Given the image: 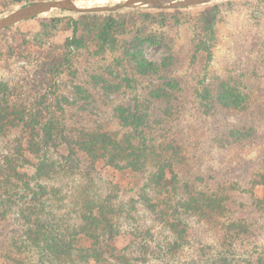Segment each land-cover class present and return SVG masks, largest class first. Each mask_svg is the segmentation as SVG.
Returning <instances> with one entry per match:
<instances>
[{
	"label": "trees",
	"instance_id": "16d2710c",
	"mask_svg": "<svg viewBox=\"0 0 264 264\" xmlns=\"http://www.w3.org/2000/svg\"><path fill=\"white\" fill-rule=\"evenodd\" d=\"M9 1L18 4L35 0ZM135 14L143 22H138ZM166 16L164 10L81 13L80 19L72 23V38L65 45L79 46L86 38L117 45L119 36L135 27L140 31L125 40V44L151 40L155 34L147 31L149 20L160 17L164 22ZM213 18L212 11L203 12L200 18L203 34L212 31ZM40 26V33L46 35V23ZM204 41L197 43L195 57H202L204 49L208 51ZM126 55L129 68L136 63L135 70L142 75L138 77L146 78L148 85L142 102L135 98L133 105L127 101L117 107L121 123L128 128L122 135L99 126L80 128L73 134L49 110L53 94L50 84L47 92L35 94L30 110L25 97L13 94L8 81H0V134L6 138L7 147L14 144L10 152L0 157V264H145L160 258L165 249L157 243L153 245L154 241L139 244L136 253L131 246H116L115 239L120 234L116 215L130 206L118 200L113 191L104 194L95 186L90 189L93 181L88 175L100 161L131 179L132 186L116 184V188L123 194H135L158 221L172 230L174 239L167 246L168 255L181 249L189 233L182 217L188 219L198 214L199 218L219 222L216 236L208 245L214 250L210 264H264V101L245 90L243 79L212 76L206 80V76H198L201 84L195 89L204 108L203 115L195 123L183 126L180 132L174 130L169 137L162 136V126L169 128L173 113L181 117L180 109L188 98L187 81L184 77L176 78L170 86L172 78L161 74L171 64L170 57L156 63L144 58L142 52ZM54 56L50 69L56 72L63 63ZM68 59L62 58L65 63ZM133 77L139 81L137 76ZM259 77L256 88L261 90L264 76ZM173 98L178 106H174ZM59 103L57 99L56 106L62 110ZM206 118H210L209 127ZM184 121L188 119L184 117ZM204 125L202 133L208 132V138L218 146L219 164L223 161L226 166L222 164L223 168L220 165L218 169L204 166L207 172L199 177L205 178V183L214 180V184L206 189H193L188 180L182 181L178 175L186 177L191 167L185 169L176 153L189 131L193 129L196 133ZM258 142L260 154L255 160L245 151ZM169 150L172 153L167 157ZM22 151L33 153L35 160L24 158ZM231 152L233 158L224 161ZM172 162L182 172L175 173ZM59 168L87 180V185L83 181L78 183L72 199L58 186L47 184ZM140 180L143 185H139ZM258 185L263 186L262 196L255 194ZM172 193L178 196L173 199ZM64 201L69 206L63 207ZM190 261L194 262L189 264H203L197 259Z\"/></svg>",
	"mask_w": 264,
	"mask_h": 264
},
{
	"label": "rangeland",
	"instance_id": "374dc122",
	"mask_svg": "<svg viewBox=\"0 0 264 264\" xmlns=\"http://www.w3.org/2000/svg\"><path fill=\"white\" fill-rule=\"evenodd\" d=\"M89 1L80 6L112 4L124 0ZM25 4L27 3L12 4L9 0H0V17ZM138 10L141 12L164 10L167 16L164 22L160 21V17L149 20L151 22L147 24V31L152 30L155 34L151 40L132 42L130 45L125 44L124 41L134 36L136 31L139 32V27L138 30L135 27L131 32L120 35L117 45L90 38L80 41L79 46L65 45L66 40L72 38L71 25L75 20L80 19L81 13L62 9H52L1 29L0 81H8L11 90L15 91L12 93L25 97L27 100L25 103L29 107L35 94L47 92V89L49 90L47 85L50 84L53 94L50 95L51 98L49 97V110L57 119L65 122L68 130H72L73 134L77 129H92L94 126L103 127L105 131H118V135H122L121 133L128 129L121 123L116 112L117 107L127 101L133 105L135 98L141 101L148 81L146 78L138 77L142 75L137 74L136 63L133 64L134 68H131L133 66L129 68L127 52H142L144 58L156 63L169 60L170 57L171 64L167 65L166 72L161 74L172 78L169 81L170 86L174 85L173 81L177 80L176 78L184 77L187 81L185 85L188 98L184 108L180 109L183 114L181 113L179 118L173 113L169 128L166 125L162 126V136L166 134L169 137L174 130L176 133L180 132L183 126L195 123L203 115L204 108L197 99L198 92L195 89L199 83L201 84V78L198 76H206V80L211 79L212 76L243 79L247 85L245 90L253 92L264 101V84L261 85V90L256 88L259 76H264V0H210L203 4L165 9L133 6L111 12L122 14ZM206 10L212 11L214 18L212 31L203 34L200 29V18ZM107 12L109 11L93 13L107 14ZM135 18L138 22H143L140 15L135 14ZM42 22L46 23V35L40 33ZM200 40H205L208 51L204 49L202 57H195L194 49ZM53 55H55L54 59H60L63 63L61 67L58 66L56 72L50 69ZM65 56L69 58L66 63L62 60ZM133 76H137L139 81H135ZM176 95L180 93L176 92ZM57 99L60 100L62 110L56 106ZM172 101L174 106H178L174 98ZM251 106L254 108V105ZM184 117L188 119L187 122L184 121ZM209 121L210 118H206V124H209ZM205 128V125L203 128L198 127L196 133L193 129L190 130V135L181 142V149L176 153L179 159L183 160L181 164L185 169L188 165L189 168L191 167L186 177L178 173L182 172L181 167L172 162L174 172L178 173L182 181L188 180L190 186H194L193 189H206L214 184V180L205 183V178L202 180L199 177L205 176L207 172L204 166H216L218 169L220 165L223 168L222 164H224L223 161L222 164L218 162V146L214 144L213 139L208 138L207 131L205 135L202 133ZM158 139L162 140L161 137ZM196 141H199L198 146ZM257 144L246 148L245 151L255 160L260 154L261 142ZM10 145L7 147L6 138L0 134V157L7 154V151L10 152L14 144ZM21 153L24 158L35 160L33 153L27 151ZM171 153L169 150L166 156H171ZM233 155V152L227 154L224 161L228 162V158H233ZM245 158L247 157L242 159ZM88 176H91L93 181L91 190L95 186L104 194L113 191L118 200L130 206H126L128 210L125 212L116 215L120 230V234L115 239L118 248L131 246L132 251L136 253L139 244L150 240L152 243L154 241L153 245L157 243L165 250L159 259L149 260L145 264H189L194 262L190 261L191 259L210 264L209 258L214 256V250L209 249L208 245L216 236L218 220L199 218L198 214L190 215L188 219L181 216L190 228L189 233L181 249L168 255L167 246L174 239L172 230L158 221L135 194H123L116 188V184L132 186L131 179L122 177L121 172L104 161H100ZM217 179L219 176L215 178ZM82 181L84 185L88 184L86 178L82 180L78 175L68 174L64 169L59 168L57 172L51 174L47 184L58 186L66 197L71 196L72 199L74 189ZM143 183V180H140L139 185ZM153 193L150 191V194ZM255 194L262 196L263 186H256ZM176 196L178 195L174 193L171 195L173 199ZM66 201L63 207L69 206ZM200 256L203 259H200Z\"/></svg>",
	"mask_w": 264,
	"mask_h": 264
},
{
	"label": "water",
	"instance_id": "95a60500",
	"mask_svg": "<svg viewBox=\"0 0 264 264\" xmlns=\"http://www.w3.org/2000/svg\"><path fill=\"white\" fill-rule=\"evenodd\" d=\"M210 0H124L112 4H94L78 6L74 0H35L27 3L12 12L0 17V30L19 21L36 17L52 9L70 10L79 13L116 11L124 7L150 6L157 9L179 8L190 5L207 3Z\"/></svg>",
	"mask_w": 264,
	"mask_h": 264
},
{
	"label": "bare ground",
	"instance_id": "6f19581e",
	"mask_svg": "<svg viewBox=\"0 0 264 264\" xmlns=\"http://www.w3.org/2000/svg\"><path fill=\"white\" fill-rule=\"evenodd\" d=\"M96 1H106V0H96ZM89 2H90L89 0H74V3L78 6L87 4Z\"/></svg>",
	"mask_w": 264,
	"mask_h": 264
}]
</instances>
